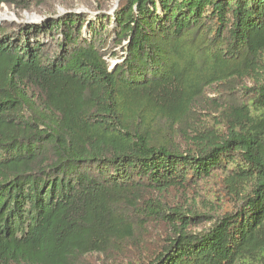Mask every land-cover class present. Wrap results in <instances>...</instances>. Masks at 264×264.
I'll use <instances>...</instances> for the list:
<instances>
[{
  "label": "trees",
  "instance_id": "16d2710c",
  "mask_svg": "<svg viewBox=\"0 0 264 264\" xmlns=\"http://www.w3.org/2000/svg\"><path fill=\"white\" fill-rule=\"evenodd\" d=\"M40 13L0 23V264H80L154 225L133 264H264V0Z\"/></svg>",
  "mask_w": 264,
  "mask_h": 264
},
{
  "label": "rangeland",
  "instance_id": "374dc122",
  "mask_svg": "<svg viewBox=\"0 0 264 264\" xmlns=\"http://www.w3.org/2000/svg\"><path fill=\"white\" fill-rule=\"evenodd\" d=\"M40 2L34 0L33 9L21 10L15 4L12 6L3 3L0 5V10L7 11L8 14H13V20H4L0 23L4 22H31V19L35 21H39L42 19L41 11L46 12H55V13H63L68 10L76 11V12H87L90 14L91 18H96V16L101 13L112 14L115 9L121 3V0H43L41 4ZM100 5L102 7L100 8ZM104 6V7H103ZM103 8V9H102ZM34 21V22H35ZM108 59L110 63H115L121 61V59L117 56L108 55ZM166 200L169 203L175 202L180 204H191L193 205V199L191 198V194L187 195V197L180 199L179 194H167L165 195ZM209 197L206 195L205 200ZM206 226L203 223L200 226L194 227L195 230H200ZM148 235L138 239L137 241H128L124 242L119 249L110 250L106 252H102L99 254H87L84 256H80L77 260L80 264H133L134 262L142 261L150 254V248L155 245V241H157L156 233H160L162 236L164 232L158 228V225L151 226L148 230ZM148 238L151 240L148 242ZM146 244L143 245L142 241H146Z\"/></svg>",
  "mask_w": 264,
  "mask_h": 264
},
{
  "label": "bare ground",
  "instance_id": "6f19581e",
  "mask_svg": "<svg viewBox=\"0 0 264 264\" xmlns=\"http://www.w3.org/2000/svg\"><path fill=\"white\" fill-rule=\"evenodd\" d=\"M14 15L12 14H8L7 11H2L0 10V22L4 21V20H10L13 19Z\"/></svg>",
  "mask_w": 264,
  "mask_h": 264
},
{
  "label": "water",
  "instance_id": "95a60500",
  "mask_svg": "<svg viewBox=\"0 0 264 264\" xmlns=\"http://www.w3.org/2000/svg\"><path fill=\"white\" fill-rule=\"evenodd\" d=\"M13 19H14V18H13ZM13 19H11V20H13ZM30 21H31V22H34L35 20H34V19H31Z\"/></svg>",
  "mask_w": 264,
  "mask_h": 264
}]
</instances>
